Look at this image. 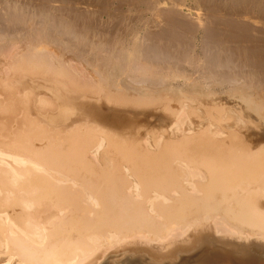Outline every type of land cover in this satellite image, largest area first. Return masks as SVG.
<instances>
[{"label": "bare ground", "instance_id": "bare-ground-1", "mask_svg": "<svg viewBox=\"0 0 264 264\" xmlns=\"http://www.w3.org/2000/svg\"><path fill=\"white\" fill-rule=\"evenodd\" d=\"M12 21L119 63L138 55L228 81L197 85L187 72L198 83L182 86L197 101L158 118L164 153L156 155L138 146L130 116L97 102L85 72L43 50L35 26L36 44L1 48L0 264H258L264 141L249 132L264 125V0H0V29L7 34ZM136 62L144 93L161 76ZM59 122L83 128L67 124L63 136ZM111 144L115 154L99 163Z\"/></svg>", "mask_w": 264, "mask_h": 264}, {"label": "rangeland", "instance_id": "rangeland-1", "mask_svg": "<svg viewBox=\"0 0 264 264\" xmlns=\"http://www.w3.org/2000/svg\"><path fill=\"white\" fill-rule=\"evenodd\" d=\"M27 22L30 23L32 21H27ZM27 22L25 21L26 24L24 22H22L23 27L27 28V26L29 25L28 28L30 27V29H31V26H35L33 31L34 32L37 31L38 35H36V36L37 37L39 36L38 38H40V39L36 38V36H35L36 33L34 34V32H32V29L31 30L29 29L30 32H28V30H26V28L24 29V28H22V26L19 27L17 23L12 21L11 22L12 24L10 23L11 24L10 26H11V28L13 27L11 29L13 32L9 29L12 33H10V31L7 30V34H6V30L5 31L3 30L5 28H3L2 30L0 29V35H2V36H0L2 38V39L0 38L1 39L0 40V43H1L0 44V49L4 48V47H7V46H9L11 44L14 45L15 44L14 42H16V44L18 43L17 44L18 46L17 45L16 46L19 48V50H24V49H26L25 47H27V46H29V44H31V41H34L36 39L39 40V41L36 40V42L38 44L41 43V45H43V47H45V48L43 49V47H41L40 45H39V47H41L43 50H45L47 48V50L49 52L50 51H52V52L55 51V52H53L54 55H56L57 57L61 58V60H64V62L66 61L67 63H70L68 65L73 67L75 70H77L76 73H80V72L84 73L85 72L86 79H87L88 83L91 86V90H92L91 93H94V94L97 93L98 95L99 94L101 95L100 97H97V99H96L98 103L102 104L106 108L113 109V110H116L118 112L119 111L124 112L126 115L130 116V118H132L136 122L135 124H136V127L138 128L137 143H138V146L140 148L145 149V151H147V152L155 153L156 155L157 154L162 155L164 153V150H163L164 149L163 138L159 137L160 136V121L158 120V118L160 119L165 114V111L168 110V109H174V108H176L178 106H182L183 104L195 103V101H197V100H195V98H197V96L194 95V94H189V93L187 94V91H184L185 88L182 86V84L183 85L186 84V83L188 84L189 81H187V80H191V79H188L189 77L192 78V77H194L196 75V74H194V70L193 69H191V68H189L187 66H185L186 68L185 67L184 68L183 67L182 68L181 67L178 68L177 66H171V65L168 66L170 69L172 68V72H174L176 68L178 69V70L176 69L174 74L175 73L178 74V72L179 73L181 72L180 74L183 73V78H179V77H182L181 75H179V77H178L179 79L176 80L177 77H173L172 76L173 74L171 73V71H168L169 68L168 69L163 68L164 70L162 69V67L163 66L166 67V65H163V64L160 65L158 63L160 66H162V67H160L156 62L154 63L153 61H149V60L147 62V61H145L146 59H144L143 57L138 56V55H134L130 59V60H133V62H130V60H127V61H125L126 63H124V64L122 62L119 63V59L118 58H116V57H114L112 55H109L107 53L105 54L104 52H100L98 54L99 51L97 53L96 52L93 53L95 50H92L88 46L82 45V44H79V47H77L78 43H76L73 40H72V42H73V46H72V43H70L71 40L70 39L68 40V38H66V37L65 38L68 41L64 40L65 38L63 37V35H60V34H57V33L49 31L50 33H52L50 35V38H49V36H48L49 32H47L46 31L47 29H45L43 26H41L40 24L37 25V23L35 25V24H33L34 22H32L30 24L27 23ZM14 24L15 25L17 24V25L15 26ZM19 25H21V24H19ZM37 26L39 28L43 27V29H42L43 32H46L47 34L43 33V32L41 33V31H42L41 28H40V31H38V27ZM16 27H18L17 30H15ZM36 27H37V29H36ZM22 29L25 30L24 33H22V31L20 32V30H22ZM18 30H19V32H17ZM1 31H3L2 32L3 34L1 33ZM29 33H31L32 35H30ZM10 34H11V36L13 34V36L11 38L9 36ZM54 34H55V36H53ZM7 35H8V37H6ZM28 35L31 37V39H30V37ZM46 35H47V37H46ZM58 35H60V37ZM17 36H18V38H17ZM40 36L41 37L43 36V38H41ZM44 36H45V41L47 40L46 42L44 41ZM52 37L54 39H52ZM57 37L59 38V40H58ZM8 38H10V39H8ZM60 38H62V40ZM15 39H16V41H13ZM10 40H12L13 42L10 41ZM6 41H9V42L6 43ZM56 41H59V42H56ZM53 42H55V43H53ZM60 42L61 43L64 42V43L61 44ZM48 43H49V45H48ZM3 44H5V45H3ZM32 44H36L35 41ZM74 44L77 45V46H75ZM2 45H3V47H2ZM53 45H55L56 47L53 46ZM68 45H69V47L67 48L66 46H68ZM61 46H63V47H61ZM75 47L78 48V49L80 48V50L76 49ZM82 47L83 48L87 47L88 51L86 50V48L83 50ZM82 50L85 51V52L86 51L88 52V53H86L87 54L86 56L82 55ZM85 52H83V53H85ZM89 54H90V56H89ZM94 54H96V55H94ZM99 55H100V57H99ZM97 56H98V58H97ZM102 56H104L103 59H102ZM85 57H87V58H85ZM96 58L98 59V63L96 62ZM141 59H143V60H141ZM5 60L6 59L4 57L0 56V93H3L4 88L6 87L5 83L8 82V79L6 80L7 74H5V68H6V65H7ZM115 60H117V61L115 62ZM110 61H111V63H109ZM134 61L135 62L136 61L139 62V63L136 62L137 64H140L142 62H144V64L145 63H151V64H149V66H153L154 65L152 68L154 69V71H156V74L154 75V77H156V79H157V77H159V75L161 76V77H159L158 81L154 80V81H157V82H154V83H156L155 86L154 85L152 86V84H154V83H152L151 80H149V82H147L145 84L147 87L146 88H142V90H145L144 93H142L141 91H138V88L140 87L139 83L136 82L138 78H136L133 70H130L132 68L134 69V67L136 66ZM119 64L121 66H119ZM122 64H123V66H122ZM126 64L129 66L128 67L129 69L127 68ZM155 64H157V66H159L157 69H155L157 67ZM132 66H134V67H132ZM96 68L98 70H96ZM99 68H101V69H99ZM115 68H116V70H115ZM180 68H181V70H180ZM124 69L125 70L127 69V70L125 71ZM184 69H187V70H184ZM121 70H122V72H120ZM158 70L160 71L159 74H157ZM95 71H97V72H95ZM98 71H101V72L103 71V72L100 73ZM126 72H128V73H126ZM164 72H167L165 77H163L164 76L163 75ZM187 72L192 74V77ZM170 73L172 74L171 76H169ZM98 74H102V75H105L107 77L99 76ZM115 74H116V76H115ZM123 74H125V75H123ZM167 74H169V75H167ZM186 75H187V79L185 80V78H186L185 76ZM196 76H198V75H196ZM200 76H202V75H200ZM220 76H223V74H219V75L217 74L216 76L211 77V78H210L209 75L201 77L202 79L199 78V77H194V78L196 80L200 79L198 81L199 84H197V85H200V82H202L201 80H203L202 83H205V84H210L211 83V85H212V82H214L212 86L218 88L222 84L225 85L227 83V81H228V80L225 81V77L227 76V74H224V76H223L224 79L221 77L223 80L218 78ZM125 77H127V78H125ZM154 77L152 78V81H153V79H155ZM171 77L173 78V80H172ZM113 78H115L116 80L115 79L113 80ZM129 78H131L132 80L131 79L129 80ZM163 78H166V80H168V79L169 80L171 79V80L167 81L165 85H163L162 83L160 85H158L161 82L160 79L162 81L164 80ZM174 78H175L176 81L174 80ZM215 78L216 79L218 78V80L219 81L221 80V82H218V80H216ZM183 79H184V82H183ZM195 79L192 78V81H194ZM196 80L194 82H197ZM206 81L207 82L210 81V82L207 83ZM215 81L218 82L219 84L218 83L216 84ZM123 82H125V83H123ZM222 82H224V83H222ZM148 86H150V87H148ZM260 90H261V88H260ZM263 90H264V88H262V91ZM119 92L126 94L125 95L126 96V100H124V101L119 100V97H118L119 96ZM38 93L39 92H37L36 94H38ZM110 93L116 94L115 95L116 98L118 97L117 98V101H118L117 103L114 102L110 98H109V100H107V97L109 96ZM148 93L152 94V96L154 97L153 98L154 100L151 97L150 98L148 97V99L146 101H143V102L138 100L142 96L146 97V95H148ZM95 95H93V96H95ZM263 95H264V93H263ZM217 96H224V94L217 93ZM128 111H129L130 114L128 113ZM136 112H141V113H136ZM142 113H144V114H142ZM67 124L72 126V128H74L75 130H82V128H83V124L81 122H74L72 124L59 122L58 124H56L57 126H55V128L57 129V131L61 135L65 136L66 134H68V131L70 130L69 129L70 127ZM249 133L250 134L254 133L257 136H261L263 141H264V125L261 128L259 127V128H256V129L255 128L254 129H250ZM116 144L119 146L118 143H116ZM118 146H115L114 144H111L110 146H106L104 149L100 150L99 151L100 153L99 154L97 153L98 154L99 163L100 162L101 163L102 162H107V160L115 154V152H116L115 149ZM262 254L264 255V253H259L258 251H255V255H256L258 264H260V263L262 264V261L264 263V256H262Z\"/></svg>", "mask_w": 264, "mask_h": 264}]
</instances>
